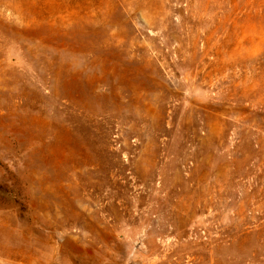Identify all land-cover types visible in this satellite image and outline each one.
I'll use <instances>...</instances> for the list:
<instances>
[{
	"label": "rangeland",
	"instance_id": "rangeland-1",
	"mask_svg": "<svg viewBox=\"0 0 264 264\" xmlns=\"http://www.w3.org/2000/svg\"><path fill=\"white\" fill-rule=\"evenodd\" d=\"M0 264H264V0H0Z\"/></svg>",
	"mask_w": 264,
	"mask_h": 264
}]
</instances>
